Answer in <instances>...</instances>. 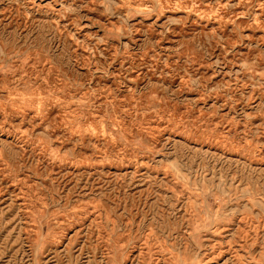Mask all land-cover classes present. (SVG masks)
<instances>
[{"label": "rangeland", "instance_id": "obj_1", "mask_svg": "<svg viewBox=\"0 0 264 264\" xmlns=\"http://www.w3.org/2000/svg\"><path fill=\"white\" fill-rule=\"evenodd\" d=\"M0 264H264V0H0Z\"/></svg>", "mask_w": 264, "mask_h": 264}]
</instances>
